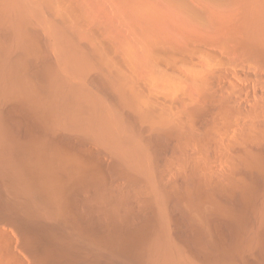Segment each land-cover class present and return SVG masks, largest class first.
Instances as JSON below:
<instances>
[{"label":"bare ground","instance_id":"bare-ground-1","mask_svg":"<svg viewBox=\"0 0 264 264\" xmlns=\"http://www.w3.org/2000/svg\"><path fill=\"white\" fill-rule=\"evenodd\" d=\"M68 1L0 0V264H264V45L141 4L139 75Z\"/></svg>","mask_w":264,"mask_h":264},{"label":"rangeland","instance_id":"rangeland-1","mask_svg":"<svg viewBox=\"0 0 264 264\" xmlns=\"http://www.w3.org/2000/svg\"><path fill=\"white\" fill-rule=\"evenodd\" d=\"M68 2H70L79 11V14L81 15V16L79 15L80 20L82 21V23H85L84 26H85L86 30L96 31L104 39L105 42L112 45L114 48H116L115 46L118 45L119 46V47L117 46L118 50L120 47H122L120 49L121 51L119 50L121 54L125 53V52H123L124 48H129L128 51H130V49L134 48V46H135L134 44H139L138 42L136 43V41L141 42L139 40V38H140L139 35H141V33L143 35L144 31L146 32V30L150 29L152 26H154V27L151 28L152 30H148V32H146L147 34L145 33L146 34L145 37H149L148 34L150 31L152 37L155 39V35H156L155 31H156V33H157V35H159V37L156 36V38H158V40L157 39H155V40H157L159 42H161V41L163 42V40H164V42L170 43V44L173 42L172 43L173 45H181L179 41L184 42V43H188L187 41H189V40L190 41H197V42H203V41L204 42H207V41L210 42V40L214 41L217 37L219 38L218 32L223 27L224 28L222 30L225 29L227 31H231L232 33L234 32V30H236V32L239 30L236 34L241 35L242 37L249 40L250 42L264 45V0H197V1L196 0H69ZM209 3H211V4H209ZM141 4L143 6L147 5L148 7L143 8V6H141L142 7L141 8L140 7ZM135 5L138 6L137 9H135L136 8ZM231 7L234 10L231 9ZM138 8H141L139 10L143 9L144 11L146 9L147 17L151 16L150 18H152V16L155 15L154 17L157 18V19H155L153 17L154 19H150V20L146 19V24H144V25L145 26L147 24L148 25L146 27H143L144 25L142 26L143 27L142 29L146 28V30H142L138 27L142 23H145V22H142V20H141L142 23L138 22L139 25H137V23H135V21H134L135 19H134L133 15H135V13H136L135 18H136V16L137 17L140 16L138 14L139 13ZM150 8L152 9V12H156L157 14L154 13V15H153ZM133 10L134 11L137 10V11L134 12ZM149 10H150L149 13L150 14L152 13L151 15L148 13ZM225 10H227V12H225ZM35 12L36 11L34 8V13ZM132 12H133V15H132ZM223 12H224V14H223ZM200 14H202V16H200L201 19L199 18ZM229 14H230V16H229ZM193 16H194V18H192ZM37 17H38V14L36 15V17L34 15V18H37ZM203 17H204V22L207 24L206 26H210L208 28V30L211 31L212 34H211V32L207 33L208 30L206 31V33H204L205 31L203 32V30L201 29L202 27H200L199 29L196 28L197 23H198V25L200 23L199 22L194 23V21H196L198 19L201 21L203 19ZM139 19H140V17L136 20L138 21ZM237 19H239V20H237ZM156 20H158L157 23H156ZM225 20H228V21H225ZM147 21H148V23H147ZM189 22H191V23H189ZM221 22H223V25H220ZM149 24H152L151 27L149 26ZM225 24H227L228 26ZM198 25H197V27H198ZM194 26H195V28H194ZM235 26L237 28H234ZM228 27H230V29ZM187 28L189 31L187 30ZM216 28L218 31L216 30ZM153 30H155V31H153ZM190 30H191V32H190ZM183 31H185V32H183ZM138 32H140V33H138ZM200 33H202V34H200ZM204 34H206V36ZM137 35H138V37H137ZM142 35H141V38H142ZM151 35H150V37H151ZM208 35H209V37H208ZM160 36H163V37H161V39H159ZM152 37H151V39L148 38L150 42L152 41ZM198 37H200V38H198ZM135 39H138V40H135ZM165 39H166V41H165ZM194 39H196V40H194ZM143 40H142V43H144L145 45H142V43H140L142 46L139 45L140 49H141L139 54L141 52H144V54H143V56H145L144 58L141 56L142 55L141 54L139 56L140 59H137L139 61L131 59L129 53L135 52L134 49H132L133 51L131 50L128 54L125 53L124 56L127 57L126 55H128L130 58V59L129 58L128 59L131 61L134 60L133 62H135V63L140 62L139 64H137V63L135 64L133 62L132 63L134 65V67L139 65L135 69L138 71L139 75L145 74L147 76L146 72L148 71V69L146 71V69H145L146 67L148 68V66H149V68H150L149 72L151 69H152V71H151L152 73H157V71L153 72V71H155V68L153 70V65L149 60H148L149 62H147L148 58L145 55V51L147 50L146 45H148L149 41L145 40V38ZM184 40H186V42ZM167 41H169V42H167ZM177 42H179V43H177ZM121 44H122V46H121ZM124 45H125V47H124ZM144 46L146 49V50L144 49L145 51L142 50V47H144ZM136 49H137V47H136ZM126 50L127 49H125L124 51H126ZM138 50H139V48H138ZM132 55H134V54L132 53ZM136 55L137 54L135 53V56ZM138 55H137V57H138ZM145 59H146V61L144 63ZM141 60H143L144 64L142 63ZM142 65L143 66L145 65V66L143 67ZM140 66H142V67H140ZM151 66H152V68H151ZM137 68H139V69H137ZM149 72H148V74L151 73V72L150 73Z\"/></svg>","mask_w":264,"mask_h":264}]
</instances>
